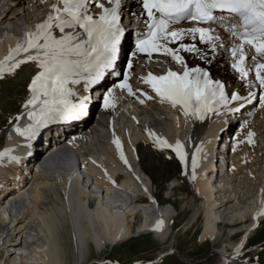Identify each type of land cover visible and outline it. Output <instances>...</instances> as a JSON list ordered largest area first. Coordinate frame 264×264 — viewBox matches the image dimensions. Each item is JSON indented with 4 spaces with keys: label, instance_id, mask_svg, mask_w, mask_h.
<instances>
[{
    "label": "bare ground",
    "instance_id": "bare-ground-1",
    "mask_svg": "<svg viewBox=\"0 0 264 264\" xmlns=\"http://www.w3.org/2000/svg\"><path fill=\"white\" fill-rule=\"evenodd\" d=\"M110 1L76 0L58 3L55 9V0H28L26 7L23 1L0 0V78L26 64L36 66L20 120L8 130L0 151V180L9 181L11 189L0 191V264H64L66 234L78 244L77 264H82L90 246L99 251L129 238L131 224L119 202L146 207L137 233L151 232L165 241L160 255L177 251L176 236L170 233L176 205L169 204L171 212L160 207L154 179L141 158L144 149L164 141V129L185 141L186 154L180 164L172 160L180 177L170 179L166 195H179L178 186L189 183L182 209L191 211V224L202 216L200 243L216 240L225 222L230 249H218L220 264H233L241 257L240 247L264 221L259 216L264 198V75L243 58L229 30L222 29V38L216 40L201 27L174 24L159 37L161 48L135 51L125 65L120 59L104 72L95 90L105 89L98 97L99 113L91 104L84 116L75 115V124L63 126L57 112L80 106L88 86L81 73L90 76L85 67L98 49L85 25ZM132 6L137 17L148 19L143 1ZM47 9L56 14L53 29L37 39L35 28L34 41L18 37L14 45L11 37L17 38L23 25L34 27ZM127 36L122 54L133 46L130 31ZM139 55L147 58L140 60ZM135 62L139 72L134 71ZM166 63L185 66L205 87L204 96L187 98L182 111L141 88L146 71ZM224 95L229 101L220 106ZM231 120L235 122L217 136L224 121ZM207 129L212 133L206 135ZM28 142L31 154L21 170L17 165L14 170L20 145ZM160 219L163 228L153 229ZM6 247L13 256L3 262Z\"/></svg>",
    "mask_w": 264,
    "mask_h": 264
},
{
    "label": "rangeland",
    "instance_id": "rangeland-1",
    "mask_svg": "<svg viewBox=\"0 0 264 264\" xmlns=\"http://www.w3.org/2000/svg\"><path fill=\"white\" fill-rule=\"evenodd\" d=\"M35 69L36 66L26 64V66L22 67L18 72L5 75L0 81V151L5 146L8 130L20 120L24 108V100L25 98H29L31 92L30 87L34 83ZM134 70L135 72L141 70L138 63ZM47 93L49 95L52 94L50 89L49 91L47 90ZM141 158L144 162L145 170L152 179H154V193L156 194L160 207L167 208L171 212L172 206L169 204L176 205V216H174V212L170 213L173 217L170 221V233L176 236L175 248H177V251L174 250L175 252H168L161 256L159 253L166 247L164 244L165 241H161L152 234L137 233L146 207L143 204H131L129 202L124 204L119 202L118 205L123 207L122 211H124L127 220L131 224V234L129 238L123 239L117 245L106 244V246L99 251L95 250L93 245L90 246L82 259V264H107L106 261L115 262L117 264H133L136 262L144 264L155 261L159 256L161 257L156 264H220L221 256L218 249L225 247L227 250L230 249V243L228 242L230 231L227 229L228 225L225 222H221L219 235L216 240L200 243L199 236L202 231V216L199 215L198 220L191 224V211L182 209V200L185 199L186 194L190 193L189 183L184 180L185 183L183 182L178 186L177 194L179 195L169 198L166 195V191L172 184L170 179L172 177H180L179 171L174 169L173 161L168 160V158L160 154L156 156V151L152 148L144 149ZM156 170H161L162 172L160 171L159 174H156ZM166 172L168 176H166ZM32 178H30L28 184H31ZM186 228L187 230H185ZM11 234L12 236L10 239L15 235L10 231V235ZM238 236L234 239L237 240ZM65 237L64 251L66 262L64 261V264H77L80 258V256H77L78 253H76L78 244L75 243L74 239L69 234H66ZM10 243L7 245H10ZM10 250H12L10 247H6L2 250L6 251L2 256L3 262L13 256ZM32 256H35L34 252ZM233 264H264V221L247 241L241 253V257Z\"/></svg>",
    "mask_w": 264,
    "mask_h": 264
}]
</instances>
